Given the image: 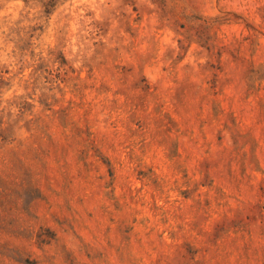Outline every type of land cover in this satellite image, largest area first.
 <instances>
[{"label":"rangeland","instance_id":"1","mask_svg":"<svg viewBox=\"0 0 264 264\" xmlns=\"http://www.w3.org/2000/svg\"><path fill=\"white\" fill-rule=\"evenodd\" d=\"M0 264H264V0H0Z\"/></svg>","mask_w":264,"mask_h":264}]
</instances>
